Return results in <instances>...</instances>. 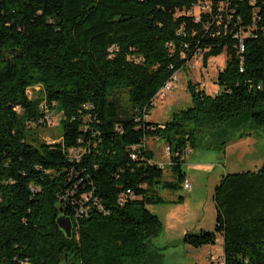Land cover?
<instances>
[{"label": "trees", "instance_id": "obj_1", "mask_svg": "<svg viewBox=\"0 0 264 264\" xmlns=\"http://www.w3.org/2000/svg\"><path fill=\"white\" fill-rule=\"evenodd\" d=\"M221 54L214 95L189 84L191 107L142 120L194 56ZM43 104L60 111L63 136L36 146L27 134L49 127ZM247 123L264 126V0H0V264H148L162 224L146 207L183 188L187 151L209 135L205 149L222 152ZM149 137L169 148L175 182ZM213 200V231L184 244L220 237L224 264H264V163L223 176Z\"/></svg>", "mask_w": 264, "mask_h": 264}, {"label": "rangeland", "instance_id": "obj_2", "mask_svg": "<svg viewBox=\"0 0 264 264\" xmlns=\"http://www.w3.org/2000/svg\"><path fill=\"white\" fill-rule=\"evenodd\" d=\"M194 56L186 68L176 73L177 82L165 99H157L150 112V122L165 124L179 110L191 107L192 99L188 91L189 84L195 85L208 96L218 91L215 85L218 71L225 65V55L207 58ZM35 92L38 88L34 89ZM32 96V91H28ZM52 127L33 126L28 132L27 140L36 141V146L45 142H59L63 136L60 123L61 113L54 109ZM244 134V135H243ZM239 135H242L241 137ZM230 141L222 152L207 150L206 145L214 143L211 136H206L186 157L182 166L185 180L191 189L182 187L177 191H158L162 203L149 205L147 211L157 217L162 224L161 233L148 241V264H208V253L216 260L222 257V241L218 237L214 245L191 248L184 244V233L198 234L212 232L216 219L214 190L222 177L239 173H256L264 163V126L254 128L247 123L237 131L234 130ZM164 143L147 138L146 148L152 153L155 163L164 165L163 180L175 182L176 177L168 166L164 152ZM181 199V200H180Z\"/></svg>", "mask_w": 264, "mask_h": 264}, {"label": "built area", "instance_id": "obj_3", "mask_svg": "<svg viewBox=\"0 0 264 264\" xmlns=\"http://www.w3.org/2000/svg\"><path fill=\"white\" fill-rule=\"evenodd\" d=\"M205 11L206 10V7L204 6H198L195 10H194V13L197 14L198 11ZM239 50L240 52H243V46L241 45L239 47ZM177 82V78H176V74H174L162 87V90H159L157 92V94L155 95L153 101H152V106L154 105V101L157 100V99H165L166 98V95L172 90L173 86H174V83ZM215 94V93H214ZM87 108H91L90 105L87 106ZM41 110L44 111L45 115H44V118L41 122H43L44 124H46L47 126H54L56 125L57 123H55L54 121V114L53 113H50L46 110V107L43 105H41ZM144 114L142 116V120L144 121H149L150 117V112L151 110H148L147 112L145 111L144 109ZM149 114V115H148ZM151 130H153V128H151ZM157 140V139H156ZM140 146V145H138ZM133 150L134 151H137V146L133 147ZM164 152L166 154V158L168 159V162H169V148L167 146H164ZM189 154V151L186 152V155ZM69 157V160L70 161H78L81 157V155L79 154V151L78 150H71V153L70 155H68ZM131 159L132 160H135L136 159V155L133 154L131 156ZM154 163V162H153ZM156 164V163H155ZM158 166V168L160 169H164V165H160V164H156ZM183 189L186 190V191H189L191 189L190 185L188 184V182H184L183 184ZM85 213L84 210H80L77 215H83ZM207 262L208 264H224L223 263V259L222 257L221 258H217L216 260L212 257V254L211 253H208V259H207Z\"/></svg>", "mask_w": 264, "mask_h": 264}, {"label": "water", "instance_id": "obj_4", "mask_svg": "<svg viewBox=\"0 0 264 264\" xmlns=\"http://www.w3.org/2000/svg\"><path fill=\"white\" fill-rule=\"evenodd\" d=\"M56 225L66 238H71L73 226L69 218L63 216L58 217L56 219Z\"/></svg>", "mask_w": 264, "mask_h": 264}, {"label": "crops", "instance_id": "obj_5", "mask_svg": "<svg viewBox=\"0 0 264 264\" xmlns=\"http://www.w3.org/2000/svg\"><path fill=\"white\" fill-rule=\"evenodd\" d=\"M155 140H156V139H155ZM145 145H146V144H145ZM153 162H154V161H153ZM154 163H155V162H154ZM156 164L163 165V164H161V163H156ZM186 182H187V180H186ZM188 184H189V183H188ZM183 233H184V235L186 234V232H183ZM219 238H220V237H219ZM220 240L222 241V238H220ZM217 241H219L218 238H217L216 242H217Z\"/></svg>", "mask_w": 264, "mask_h": 264}, {"label": "bare ground", "instance_id": "obj_6", "mask_svg": "<svg viewBox=\"0 0 264 264\" xmlns=\"http://www.w3.org/2000/svg\"><path fill=\"white\" fill-rule=\"evenodd\" d=\"M160 90H162V88Z\"/></svg>", "mask_w": 264, "mask_h": 264}]
</instances>
